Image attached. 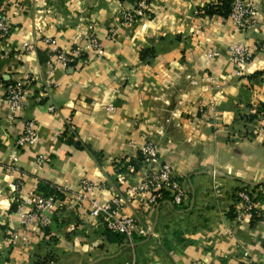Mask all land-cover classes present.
Returning a JSON list of instances; mask_svg holds the SVG:
<instances>
[{
	"label": "crops",
	"instance_id": "obj_1",
	"mask_svg": "<svg viewBox=\"0 0 264 264\" xmlns=\"http://www.w3.org/2000/svg\"><path fill=\"white\" fill-rule=\"evenodd\" d=\"M220 1L150 0L146 14L128 25L121 20L127 0H0L11 25L0 35V264H32L37 250L49 249L88 262L109 256L93 264L264 262V142L248 115L251 104L264 105L263 4L249 0L258 14L239 29L228 15L205 12ZM89 30L101 56L87 51L74 66L48 62L47 39L69 50L84 45ZM236 44L253 51L242 76L230 60ZM144 46L157 55L141 60ZM13 81L24 85V97L9 114L4 94ZM27 119L39 138L16 146ZM147 140L181 179L187 204L163 198L142 210L149 193L130 188L147 172L138 155ZM83 178L104 186L88 196L103 204L116 195L123 213L152 233L109 241L87 201L72 199ZM39 182L62 188L57 194L65 198L45 212L47 224L33 216L23 227ZM243 185L252 187L258 215L237 220L234 193Z\"/></svg>",
	"mask_w": 264,
	"mask_h": 264
},
{
	"label": "built area",
	"instance_id": "obj_2",
	"mask_svg": "<svg viewBox=\"0 0 264 264\" xmlns=\"http://www.w3.org/2000/svg\"><path fill=\"white\" fill-rule=\"evenodd\" d=\"M128 5L121 11L122 22L132 25L137 19L146 14L150 0H127ZM258 14L257 8L249 0H231L230 11L228 17L239 28L245 29L251 25ZM11 28L9 15L6 10L0 8V35L5 36ZM113 30V28H111ZM46 42L52 46L49 50V63L53 65L74 66L77 59L84 56L85 52L92 51L96 55H102L103 49L101 43L95 35L87 34L84 39V45H76L69 50H61L57 48L53 40L47 39ZM26 50L32 49L31 44L25 45ZM230 60L233 65V72L237 76H242L250 63L253 51L244 44H236L229 47ZM217 55V52H209V58ZM85 61V60H84ZM24 97V85L19 81H13L6 85L4 99L9 109V114L12 111L18 110L22 106ZM50 110L53 106L49 107ZM8 114V115H9ZM250 125L256 135L261 136L264 142V105L253 103L248 108ZM38 132L36 124L32 119H27L23 126V131L15 140L16 146L32 144L38 140ZM142 164L147 169L143 179L136 185L131 186L132 192L143 190L149 193V197L141 204L143 211L148 212L153 205L164 195L168 196L170 202L175 206H183L189 201V194L184 189L179 176L174 172L172 166L165 162H160L157 146L153 140H147L139 147ZM13 161H16L15 156H11ZM45 159L37 158V164L43 165ZM129 172L133 171L129 167ZM80 190L74 192L72 199L75 203L87 201L88 213L100 218L105 228L113 233L122 234L125 238L131 239L135 236H147L151 234V228L148 224H141L135 217L125 214L122 211V202L115 195L106 203H100L96 198L90 197L87 194L95 189L101 190L103 184H96L83 178L80 181ZM60 187H56L57 193H62ZM220 191L217 190V193ZM234 213L237 220L241 217L249 219L257 217V211L253 203V189L251 186H241L235 191ZM54 194H43L33 190L29 202L32 205L33 214L24 213L21 216V224L27 226L33 216L38 220L39 225H45L49 221V216L45 214L51 211L56 205L60 206L63 199ZM16 237V235H14ZM127 264H133L132 262ZM259 264V263H256ZM264 264V262L262 263Z\"/></svg>",
	"mask_w": 264,
	"mask_h": 264
},
{
	"label": "trees",
	"instance_id": "obj_3",
	"mask_svg": "<svg viewBox=\"0 0 264 264\" xmlns=\"http://www.w3.org/2000/svg\"><path fill=\"white\" fill-rule=\"evenodd\" d=\"M230 3H231V0H221L219 3L206 6L204 10H205V12L207 14H215V13H218L220 15H228V13L230 11ZM156 55H157V50L153 46H144L140 50V59L141 60L146 59V58H149V57L150 58H153ZM75 144L77 146L81 147L78 144L77 141L75 142ZM138 155H139V159L141 161V155H140V153ZM35 191L36 192H42L43 194H54L55 193L58 196V194L56 192V189L50 183H45L43 185L41 182H39V184H37L36 187H35ZM163 198L168 199V196L164 195V197H162L161 199H163ZM104 233L107 236V239L109 241H111V242H117L119 244L124 243V238L125 237L122 234L113 233V232H111L109 230H105ZM47 244L49 245L50 244V241H48ZM45 260H46V258H45Z\"/></svg>",
	"mask_w": 264,
	"mask_h": 264
},
{
	"label": "rangeland",
	"instance_id": "obj_4",
	"mask_svg": "<svg viewBox=\"0 0 264 264\" xmlns=\"http://www.w3.org/2000/svg\"><path fill=\"white\" fill-rule=\"evenodd\" d=\"M87 23L88 22H86V24ZM88 24H90V23H88ZM87 32H88L87 33L88 35L89 34L95 35L93 30H89ZM112 32L113 31H111L110 34H112ZM95 37H96V35H95ZM102 49H103V47H102ZM97 56H101V55H97ZM133 238H131V239H133ZM49 241H50V244H53V245L58 243L57 239H52V240L49 239ZM56 257H59L56 264H87L89 262H91L89 264H93V263L98 262V261L92 262L94 259L93 260L91 259V261H89V262L86 261V260H83V256H80L77 253L72 252V251L58 250L57 252H55L54 250L49 249V250H45V251H43V250H41V251L39 250L38 251L37 250V255H35L33 257L32 264H55V263H53V261L55 262ZM45 258H46V260H45ZM97 258H99V257H97ZM106 264H121V263L119 261H113L112 263H108L107 262Z\"/></svg>",
	"mask_w": 264,
	"mask_h": 264
},
{
	"label": "water",
	"instance_id": "obj_5",
	"mask_svg": "<svg viewBox=\"0 0 264 264\" xmlns=\"http://www.w3.org/2000/svg\"><path fill=\"white\" fill-rule=\"evenodd\" d=\"M262 4H263V10H264V0H262ZM151 232H152V229H151ZM106 257H109V256H102V257L96 258L92 262L99 261V260L106 258ZM89 263H91V262H89ZM89 263H87V264H89Z\"/></svg>",
	"mask_w": 264,
	"mask_h": 264
}]
</instances>
